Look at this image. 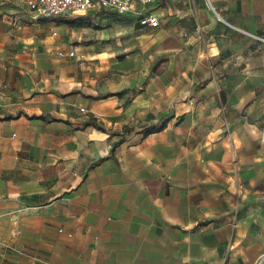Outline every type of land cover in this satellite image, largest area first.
<instances>
[{
	"label": "crops",
	"instance_id": "obj_1",
	"mask_svg": "<svg viewBox=\"0 0 264 264\" xmlns=\"http://www.w3.org/2000/svg\"><path fill=\"white\" fill-rule=\"evenodd\" d=\"M130 1L0 0V264H264V0Z\"/></svg>",
	"mask_w": 264,
	"mask_h": 264
},
{
	"label": "built area",
	"instance_id": "obj_2",
	"mask_svg": "<svg viewBox=\"0 0 264 264\" xmlns=\"http://www.w3.org/2000/svg\"><path fill=\"white\" fill-rule=\"evenodd\" d=\"M30 13L32 22H46L55 16H81L89 11H112L118 15H124L131 9L130 0H20ZM209 10L214 8L209 0L205 1ZM217 20L222 21L221 17L216 16ZM138 23L142 26L156 27L159 24L158 19L152 14H142L138 18ZM257 39L264 40L256 37ZM75 50L67 52L68 56H74ZM62 56L63 52H58ZM84 111L83 108H80ZM19 140L20 136L17 137ZM22 257L21 253L17 254Z\"/></svg>",
	"mask_w": 264,
	"mask_h": 264
},
{
	"label": "trees",
	"instance_id": "obj_3",
	"mask_svg": "<svg viewBox=\"0 0 264 264\" xmlns=\"http://www.w3.org/2000/svg\"><path fill=\"white\" fill-rule=\"evenodd\" d=\"M53 19L57 20V21H61V22H66V23H72V16H55L53 17ZM163 126V124H159L157 126L152 125V126H148L145 129V133H151V132H155L159 129H161Z\"/></svg>",
	"mask_w": 264,
	"mask_h": 264
}]
</instances>
